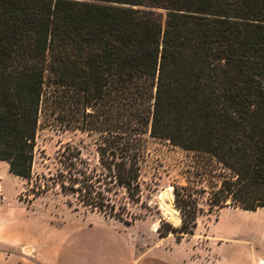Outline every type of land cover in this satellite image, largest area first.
I'll list each match as a JSON object with an SVG mask.
<instances>
[{"label": "trees", "instance_id": "16d2710c", "mask_svg": "<svg viewBox=\"0 0 264 264\" xmlns=\"http://www.w3.org/2000/svg\"><path fill=\"white\" fill-rule=\"evenodd\" d=\"M47 76L110 112L94 162L66 143L31 181ZM147 127L194 158L170 185L180 225L161 220L160 237L193 235L199 195L264 207V0H0V161L32 198L55 190L132 224Z\"/></svg>", "mask_w": 264, "mask_h": 264}, {"label": "rangeland", "instance_id": "374dc122", "mask_svg": "<svg viewBox=\"0 0 264 264\" xmlns=\"http://www.w3.org/2000/svg\"><path fill=\"white\" fill-rule=\"evenodd\" d=\"M149 104L150 100L146 98L142 105L146 117L149 113ZM108 105L103 97L97 105L84 108L80 93L71 88L55 86L52 84L51 78L47 76L40 99L31 181L35 176L46 174L49 169H52L56 151L60 145L66 143L77 146L82 157L94 162V142L107 128L110 112ZM145 130L146 132L143 134L145 158L141 163L140 171L142 184L140 201L146 205V208H142L140 204L129 206L132 213L140 215L132 224L126 225L79 206L74 210L75 205L68 206L67 198L55 194V190L32 198L26 192L31 188L32 182L27 185L25 181L10 174L8 167L2 163L0 165V180L1 186L4 188L3 204L11 206L12 214L20 222L35 215V218L45 219L47 225L50 222L56 227H61L64 229V238L66 231H69L71 226H78L79 234L81 231L88 230L89 227H93V230L98 234L111 231L112 235V233L122 230L120 233L122 242L125 244L126 250L132 251V253L129 252L132 263L142 261L143 264H150L152 257L148 250L152 246L161 244L167 249V246L170 248V245H176L172 234H168L167 238L160 237L156 229L161 225V220L173 227L180 225V213L173 204V196L169 198L167 189L173 183L185 184L181 175L182 168L194 158L192 154L149 137L148 127ZM170 193L172 194V191ZM1 197L0 191V202ZM198 198L199 211L196 213V228L193 235L184 237L179 242L182 243V247L179 248L180 252L185 250V252H191L192 256H199L203 252L202 247L205 240L215 243L216 239L211 237L208 228L213 224L220 210L210 209L205 204L206 195H199ZM167 206H170L173 212L166 213ZM225 208L233 212V223L239 230L245 229L246 225H254L256 230L264 231V208L257 209V214L262 218L263 225L259 223L257 217L248 216V213L242 212L238 208ZM176 218H179V222L176 221ZM229 231L231 230L226 227L222 230L225 235H229ZM233 231L237 235L240 234L238 229ZM262 234L264 236V232ZM262 250L264 251V249ZM194 262L197 263V260L194 259Z\"/></svg>", "mask_w": 264, "mask_h": 264}, {"label": "crops", "instance_id": "0c3cea01", "mask_svg": "<svg viewBox=\"0 0 264 264\" xmlns=\"http://www.w3.org/2000/svg\"><path fill=\"white\" fill-rule=\"evenodd\" d=\"M2 163L7 166L0 161V165ZM1 183L0 180V264H134L130 260L132 251L126 250L122 242V230L112 235L111 231L98 234L89 227L79 234L78 226H71L64 238V229L50 222L47 225L45 219L35 218V215L20 222L12 214L11 206L3 204ZM242 212L257 217L263 225L257 210ZM233 215L226 208L218 211L208 228L216 241L210 243V240H205L199 256H192L185 250L180 252L182 243L172 244L167 249L160 244L148 250L152 257L150 264H264V231L256 230L254 225H246L245 229L239 230L233 223ZM225 227L231 230L229 235L222 232ZM237 229L239 235L233 231ZM135 264L143 262L135 261Z\"/></svg>", "mask_w": 264, "mask_h": 264}, {"label": "bare ground", "instance_id": "6f19581e", "mask_svg": "<svg viewBox=\"0 0 264 264\" xmlns=\"http://www.w3.org/2000/svg\"><path fill=\"white\" fill-rule=\"evenodd\" d=\"M168 192H169V194H168V196H169V198H171L172 197V194L170 193L171 192V188L169 187L168 189ZM165 203V202H164ZM167 204V203H166ZM166 204H165V206H166ZM173 212V210H171V207L170 206H167L166 207V213L168 212V213H170V212ZM176 212V211H175ZM167 216H169V215H167ZM173 217V216H172ZM175 217V216H174ZM174 219V218H173ZM176 221L177 222H179V218H176ZM178 224V223H177Z\"/></svg>", "mask_w": 264, "mask_h": 264}]
</instances>
